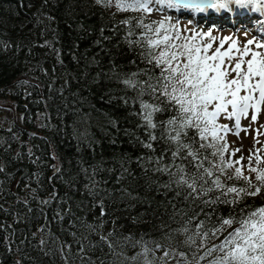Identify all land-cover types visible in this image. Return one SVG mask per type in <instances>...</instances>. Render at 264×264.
<instances>
[{"label":"snow or ice","instance_id":"1","mask_svg":"<svg viewBox=\"0 0 264 264\" xmlns=\"http://www.w3.org/2000/svg\"><path fill=\"white\" fill-rule=\"evenodd\" d=\"M96 2L114 6L118 12L137 13L119 21L127 27L113 29L114 34L122 32V42L135 56L129 62L137 71L118 73L117 65L112 63L113 76L109 79L114 77L119 81L124 92L120 100L132 108L130 115L137 122L125 135L139 149L134 159L124 154L118 161L116 183L129 176L136 179L130 167L135 163L146 182L156 184L165 196L171 194L168 205L172 212L159 224L158 239L145 240V234L139 239L132 233L124 235L115 227V219L110 222L105 219L106 199L113 192L101 185L108 181L95 178L102 171L113 174L117 169H104L102 162L92 166L91 171L81 168L87 180L84 190L93 199L92 207L98 209V215L94 213L95 219L89 221L85 216H76L71 197L67 193L61 196L56 188L61 166L46 164L52 173L47 177L52 192L41 204L51 210L50 222L67 220L70 228L77 229L71 232L63 229L72 237L71 243L59 242L65 264H75L77 259L80 264H264V203L249 202L264 195V151L255 148L246 157L240 155L234 160L231 157L235 153L229 151L224 135L232 130L230 124L239 135L242 119H247L252 127L264 116V0ZM47 3L44 0V5ZM154 13L160 18L152 19ZM224 15L233 17V23L236 16H258L251 28L244 26L246 37L249 31L254 35L246 43L232 36L214 35L222 26L209 18ZM182 20L187 23L182 24ZM110 40L102 30L95 44L107 53L109 50L103 42ZM12 47L22 50L20 45L0 39V51ZM34 47H47L58 57L50 70L37 66L49 82L42 86L23 79L17 82L18 86L32 89L27 92L28 98L39 90L40 99L35 103L44 105L45 109L49 101L55 103L59 98L56 112L61 119L69 112L74 114L80 100L71 92L70 85L77 77L66 69L52 41ZM28 52L32 54L30 48ZM80 59L73 55L78 69ZM91 63L99 64L95 57ZM57 66L64 70L61 74ZM89 66L86 63L80 70L79 79H86ZM223 119L229 123H221ZM12 139L17 137L14 135ZM0 147H3L2 138ZM16 155L21 156L19 152ZM27 155L34 157L31 150ZM50 159L55 157L50 154ZM31 162L36 165L39 158ZM5 171L0 166V174ZM153 176L166 179L160 184ZM29 179H35L42 187L38 172ZM64 183L76 191L75 177ZM119 192L121 199L132 195L123 187ZM37 198L38 193L33 196ZM40 215L48 217L43 209ZM109 223L114 227L108 228ZM45 243L41 240V244Z\"/></svg>","mask_w":264,"mask_h":264},{"label":"trees","instance_id":"2","mask_svg":"<svg viewBox=\"0 0 264 264\" xmlns=\"http://www.w3.org/2000/svg\"><path fill=\"white\" fill-rule=\"evenodd\" d=\"M134 15L137 13L118 12L114 6L108 7L96 0H48L46 5L44 0H0V39L20 45L22 49L12 47L0 51V138L3 140L0 166L6 170L0 174V208L3 209L0 211V264H65L59 242L71 243L72 237L63 229L69 232L77 229L70 228L67 220L50 222L51 210L41 204L52 192L47 180L52 173L44 166L46 164L61 166V178L55 180L56 188L61 196L67 193L71 197L75 215L85 216L89 221L95 219L93 214L98 215V209L92 207L93 199L84 190L87 180L81 168L91 171L92 166L102 162L104 169H117L113 174L102 171L95 177L108 181L101 187L113 192L112 197L106 199L108 215L105 219L109 222L115 219V227L124 235L132 233L139 239L145 234V240L159 238L158 226L172 212L168 205L171 194L165 196L156 184L146 182L135 163L130 167L136 179L129 176L120 184L116 183L118 161L124 154L133 159L139 154V149L125 135L126 130L135 127L136 118L130 115L132 108L120 100L124 95L122 85L114 77L109 79L113 76L112 63L117 65L118 73L137 71L129 62L135 56L122 42V32H113L114 28L127 27L121 26L119 21ZM102 30L103 35L111 37L110 41L103 42L109 50L107 53L95 44ZM45 41L53 42L66 69L77 77L70 89L79 97L80 102L75 105L78 111L65 114L63 119L56 112L59 98L55 103L49 101L45 109L44 105L35 103L40 99L39 90L28 98L27 92L32 89L17 84L23 79L42 86L49 82L37 66L50 70L58 57L47 47H34ZM73 55L83 58L79 69ZM93 57L99 64L91 63ZM86 63L90 65L89 74L86 79H79ZM57 68L58 74L64 71ZM93 77H96L95 82ZM14 135L17 140L12 139ZM4 149L9 150L5 152ZM29 150L34 153L33 158H39L36 165L27 155ZM50 154L55 159H50ZM37 172L42 187L35 179H29ZM73 177L76 191L64 183ZM152 179L162 184L166 177L153 176ZM121 187L126 188L131 197L121 199ZM37 193L38 198L33 199ZM249 202L260 205L264 203V195ZM52 207H56L55 202ZM40 209L48 213L47 218L40 215ZM107 227L114 226L109 223ZM41 240L46 243L41 244ZM72 251L75 252V247ZM75 264H80L79 259Z\"/></svg>","mask_w":264,"mask_h":264},{"label":"rangeland","instance_id":"3","mask_svg":"<svg viewBox=\"0 0 264 264\" xmlns=\"http://www.w3.org/2000/svg\"><path fill=\"white\" fill-rule=\"evenodd\" d=\"M152 17L159 19L160 15L158 13L152 14ZM244 16H236L235 23H233V17L228 15H224L221 17L212 16L209 18L210 22H215L222 27L219 30L214 31V35L217 36H232L233 38L237 39L241 43H246L248 38H251L254 33L252 31L248 32V36H245L244 26L248 23H241L240 20ZM248 16V22L251 20L254 21L258 19V16ZM201 21H204V18H200ZM251 21V22H252ZM247 25L251 28L252 23ZM182 24H186V20L181 21ZM237 29L239 31L237 32ZM2 105V104H0ZM2 109L0 110V112ZM221 123H229L226 119L220 121ZM264 116L260 118L259 124L249 127V121L247 119H242L241 121V129L239 130V135L237 131L234 129V126L230 124V128L232 129L230 132L224 134L225 135V142L229 146V151L235 153L231 158L232 159H239L240 155H244L245 157L249 154L250 151L254 150L255 148H261L264 151ZM259 134H258V131ZM256 141H259L257 143ZM242 149V152H236V149Z\"/></svg>","mask_w":264,"mask_h":264}]
</instances>
